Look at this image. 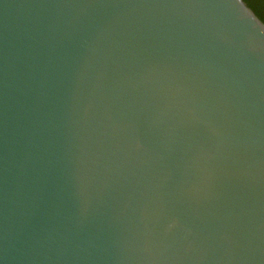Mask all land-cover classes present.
<instances>
[{
	"label": "water",
	"instance_id": "water-1",
	"mask_svg": "<svg viewBox=\"0 0 264 264\" xmlns=\"http://www.w3.org/2000/svg\"><path fill=\"white\" fill-rule=\"evenodd\" d=\"M0 264H264L246 0H0Z\"/></svg>",
	"mask_w": 264,
	"mask_h": 264
},
{
	"label": "flooded vegetation",
	"instance_id": "flooded-vegetation-1",
	"mask_svg": "<svg viewBox=\"0 0 264 264\" xmlns=\"http://www.w3.org/2000/svg\"><path fill=\"white\" fill-rule=\"evenodd\" d=\"M258 9L259 14L264 19V0H250Z\"/></svg>",
	"mask_w": 264,
	"mask_h": 264
},
{
	"label": "trees",
	"instance_id": "trees-1",
	"mask_svg": "<svg viewBox=\"0 0 264 264\" xmlns=\"http://www.w3.org/2000/svg\"><path fill=\"white\" fill-rule=\"evenodd\" d=\"M247 3L256 11V13L261 17V15L259 14V11L257 9V7L250 1V0H246ZM262 18V17H261ZM263 19V18H262ZM264 20V19H263Z\"/></svg>",
	"mask_w": 264,
	"mask_h": 264
}]
</instances>
